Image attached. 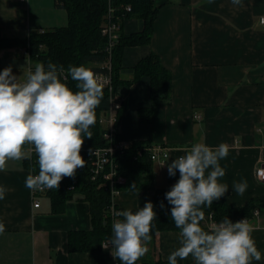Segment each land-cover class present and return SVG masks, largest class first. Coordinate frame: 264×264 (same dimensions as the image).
I'll return each mask as SVG.
<instances>
[{"label":"crops","instance_id":"1","mask_svg":"<svg viewBox=\"0 0 264 264\" xmlns=\"http://www.w3.org/2000/svg\"><path fill=\"white\" fill-rule=\"evenodd\" d=\"M152 1L159 10L151 42L124 49L119 76L131 80L137 63L155 54L172 75L171 91L165 104L151 109L150 79L130 84L121 138L167 147L169 164L196 143L213 148L226 143L229 155L220 161L226 173L220 182L229 189L220 199L235 208L261 200L248 222L262 254L252 264H264V182L256 177L257 169L264 166V26L260 21L264 0H242L241 6L231 0ZM67 24V12L57 0H0V30L13 43L0 50V72L11 67L23 81L35 67L25 54L30 35ZM143 29L144 21L132 16L121 22L120 33L130 35ZM62 81L67 84L65 73ZM141 110L151 111L150 121H143ZM30 147L26 145L25 150ZM31 158L9 160L0 171V185L7 189L0 200V222L5 225L0 233V264H114L111 253L102 248L69 251V233L92 228L90 205L77 196L55 212L47 192L35 197L25 186L27 176L33 174L28 165ZM154 176L155 187L165 188L178 181L179 171L170 177L167 167L155 163ZM244 179L248 188L240 196L232 185ZM35 200L39 208L34 207ZM149 201L153 202L151 190L124 189L117 204L121 211H134ZM178 235L177 231L158 232L147 244L148 253L138 261L152 254L155 261L168 264V256L178 247ZM178 264L195 262L190 256L178 259Z\"/></svg>","mask_w":264,"mask_h":264},{"label":"clouds","instance_id":"2","mask_svg":"<svg viewBox=\"0 0 264 264\" xmlns=\"http://www.w3.org/2000/svg\"><path fill=\"white\" fill-rule=\"evenodd\" d=\"M211 2V0H210ZM241 6L242 0H231ZM64 67L49 61L37 63L21 81L11 67L0 72V171L9 160L38 157V174H29L25 186L30 190L58 189L63 178H75L86 161L81 155L84 139L92 138L90 127L96 123V109L103 99V85L89 68L70 66L68 73L76 83L73 91L62 81ZM26 145L31 147L25 150ZM229 155V146L215 148L196 143L167 165L168 175L178 181L166 192L171 218L179 229L178 247L168 256V264L192 257L195 264H252L262 259L252 236L254 228L247 219L233 223L228 217L210 229L202 227L204 207L220 200L229 186L221 183L225 168L220 161ZM162 164L161 166H163ZM247 180L233 181L232 189L243 196ZM130 190H135L133 184ZM7 189L0 185V200ZM161 207L164 205L161 203ZM112 224V236L101 244L111 245V255L120 264H137L151 241L156 212L152 202L136 211H120ZM5 225L0 222V233Z\"/></svg>","mask_w":264,"mask_h":264},{"label":"trees","instance_id":"3","mask_svg":"<svg viewBox=\"0 0 264 264\" xmlns=\"http://www.w3.org/2000/svg\"><path fill=\"white\" fill-rule=\"evenodd\" d=\"M116 7L130 5L131 12H119V17L129 18L132 16L141 18L144 21V29L140 33L124 35L120 33L119 41L116 44L113 56V78L117 91H121L143 77L151 81V100L153 107L163 105L167 102L171 86L172 75L163 66L160 58L151 54L137 63L134 68L133 78L129 81L120 79L123 51L128 46L147 45L151 42L154 23L159 6L152 0H111ZM59 7L65 9L68 16L66 26L57 27L52 30L37 32L30 35L26 42V48L30 51V59L34 63H43L45 66L49 61L62 65L68 87L78 91L76 83L71 79L68 69L70 66H85L89 69H99V66L106 60L105 47L106 38L101 33L108 12L109 0H57ZM123 21L121 19L120 23ZM13 46L10 39L4 37L0 30V50ZM96 65V66H95ZM126 97V95L124 96ZM126 103L118 112L117 127L120 128L121 119L126 109ZM108 108V94L103 90V99L96 109V123L90 127L92 138L84 139L81 155L86 161L83 168L76 172L75 178L65 177L62 179L58 189H48L47 195L52 202L55 212H61L65 205L80 196L82 200L90 205L92 228L89 231H71L68 235V247L70 252H85L101 250L103 242L112 236V225L108 217V209L111 204L110 193L102 186L101 180L93 182L90 180L87 159L90 151L106 145L103 134L106 127L102 122L104 113ZM150 109V110H151ZM141 110L140 114L145 122L151 120V111ZM120 132L117 139H120ZM148 144L135 141L123 155L118 154L116 162L120 174L127 178V184L123 187L129 189L133 184L136 189L153 191V205L156 212V219L153 221L150 242L154 241L158 232L177 231L171 218V205L166 199V192L172 185L165 188H157L154 184V162L148 153L137 157L139 148ZM33 175L38 174V157L34 153L30 163ZM260 199H254L241 208L230 206L225 199L213 201L212 206L204 207L205 219L201 222L202 227H209L212 222H221L228 217L233 223L254 217L256 209L260 208ZM163 203L164 207H161ZM136 211V210H134ZM212 216V218H210ZM120 262V261H119ZM137 264H163L162 261H155L152 258H144Z\"/></svg>","mask_w":264,"mask_h":264},{"label":"built area","instance_id":"4","mask_svg":"<svg viewBox=\"0 0 264 264\" xmlns=\"http://www.w3.org/2000/svg\"><path fill=\"white\" fill-rule=\"evenodd\" d=\"M25 2L27 0H19ZM131 12L130 5H122L116 7L109 0L108 12L105 16V22L102 25L101 33L106 38L107 44L105 47L106 60L99 66V69H91L97 76L98 81L103 85V90L108 94V108L104 113L102 122L106 127V131L103 134L106 142L105 146L95 148L90 151L89 158L87 159L90 180L96 182L101 180L102 186L110 193L111 204L108 209V217L110 218L111 225L117 219H122L116 214L121 211L118 207L117 199L123 191V187L127 184V178L120 174L116 157L118 154L123 155L129 148L132 147L133 142H129L125 139H117V134L120 130L117 127L118 112L125 103L126 98L116 90L114 84L112 56L116 44L119 41L121 30V19H125L122 16L119 17V12ZM261 24L264 26V17L261 18ZM25 54L30 57V51L28 47L25 50ZM81 152H83L81 150ZM148 153L151 160L161 168H166L170 160V150L167 147L161 145H148L139 148L137 151V157H141L143 154ZM164 164L163 166H161ZM80 169V168H79ZM76 172H78V170ZM256 177L259 181L264 182V166L259 167L256 171ZM48 189L33 190L34 196L44 194ZM34 207L39 208L40 202L35 200ZM258 215V212H256ZM212 218V216L210 217ZM216 223H212V226ZM110 239V238H109ZM109 239L103 242L106 243ZM111 245L106 250L111 253ZM113 257V256H112ZM114 264H120L118 259H114Z\"/></svg>","mask_w":264,"mask_h":264},{"label":"water","instance_id":"5","mask_svg":"<svg viewBox=\"0 0 264 264\" xmlns=\"http://www.w3.org/2000/svg\"><path fill=\"white\" fill-rule=\"evenodd\" d=\"M126 92H127V89L126 88H123L121 91H120V94L125 96L126 95Z\"/></svg>","mask_w":264,"mask_h":264},{"label":"rangeland","instance_id":"6","mask_svg":"<svg viewBox=\"0 0 264 264\" xmlns=\"http://www.w3.org/2000/svg\"><path fill=\"white\" fill-rule=\"evenodd\" d=\"M151 252H153V251H151ZM149 258H153L152 254L148 257V259H149ZM137 262H138V261H137Z\"/></svg>","mask_w":264,"mask_h":264}]
</instances>
